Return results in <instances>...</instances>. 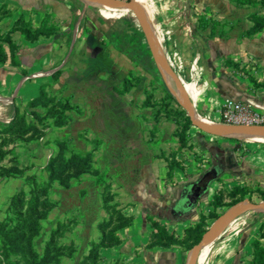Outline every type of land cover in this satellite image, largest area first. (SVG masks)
I'll list each match as a JSON object with an SVG mask.
<instances>
[{"label":"crops","instance_id":"1","mask_svg":"<svg viewBox=\"0 0 264 264\" xmlns=\"http://www.w3.org/2000/svg\"><path fill=\"white\" fill-rule=\"evenodd\" d=\"M139 4L171 63L182 73L193 108L204 123L227 124L221 109L229 98L264 112V28L247 33L254 24L251 15L264 14L261 4L237 0H139ZM3 5L13 10L0 17L3 31L10 30L21 14L34 27L57 28L34 42L20 30L11 31L20 44L21 66L10 60L0 63V128L14 118L16 107L40 94L43 82L64 64L65 43H74L84 24L67 0H0V8ZM101 10L106 17L116 12ZM80 32L86 33L83 26ZM188 139L191 147L177 149L179 164L171 172L173 157L164 154L138 171L129 209L134 223L124 229L120 244L101 248L100 264H186L188 251L181 245L149 246L153 228L147 215L182 237L201 214L215 210L221 217L229 210L215 209L211 203L220 189L230 191L239 184L264 188L263 135L224 137L192 124ZM218 218H208V227ZM220 232L198 252L194 264H253L254 241L260 239L264 246V213L243 212Z\"/></svg>","mask_w":264,"mask_h":264},{"label":"rangeland","instance_id":"2","mask_svg":"<svg viewBox=\"0 0 264 264\" xmlns=\"http://www.w3.org/2000/svg\"><path fill=\"white\" fill-rule=\"evenodd\" d=\"M67 1L81 13L86 33L79 35L81 26L74 43H65L62 73L43 82L40 102L18 108L28 132L0 133V149L7 151L0 161V222L16 239L14 264H85L104 234L106 205L117 202L134 215L129 209L138 171L180 147L181 110L157 79L155 58L138 32L139 17L132 10L99 8L116 10L106 17L105 10ZM87 155L86 167L76 163ZM63 167L68 184L61 178ZM248 185L247 199L264 202L259 186ZM43 187L41 199L55 206L33 218L39 221L35 233L14 231L32 207L31 190ZM21 191L24 201L15 209ZM127 227L116 232L122 237ZM0 264H5L1 250Z\"/></svg>","mask_w":264,"mask_h":264},{"label":"trees","instance_id":"3","mask_svg":"<svg viewBox=\"0 0 264 264\" xmlns=\"http://www.w3.org/2000/svg\"><path fill=\"white\" fill-rule=\"evenodd\" d=\"M242 3H248V4H261L262 7H264V0H237ZM89 8L92 10H98L99 7L97 5H90ZM13 13V10L6 8V5H3L0 8V17L1 16H7L11 15ZM77 16L75 17V19ZM252 20L254 21L253 26H251L248 30V34L256 33L264 28V14H252L251 15ZM56 25L51 24H45L41 27H34L32 26L31 20H26L25 15L21 14L20 17L16 20L14 23V26L8 30L3 31L0 28V63H5L8 60L11 61L12 64L16 66H21V62L17 55V50L20 47V44H18L12 37L11 31L12 30H20L23 34L24 38L26 40L34 42L37 40L41 35H48L56 30ZM140 34L144 38L145 44L148 48V45L146 44V35L141 30H139ZM150 50V49H149ZM148 50V51H149ZM151 51V50H150ZM236 64V63H235ZM176 69V68H175ZM24 72H26L25 69H23ZM157 71V79L162 84L164 90L167 93V96L175 101L176 105L180 107V113L182 115V124L183 127L181 129L176 131V135L179 138L180 147H191L189 145V139H188V130L192 126V120L190 116L188 115L187 111L182 108V105L176 100L174 97L172 91L168 88L166 85V82L160 73L158 67H156ZM178 77L182 80V82L185 83V80L182 76V73L176 69L175 70ZM62 73L61 69L56 70L53 73V77H58ZM42 90L43 85L41 86L40 94L30 100L27 105H35L40 102L41 96H42ZM18 107H16V113L14 115V118L10 121L9 124L3 126L0 129V133H27L29 130V126L24 124L21 120V116L18 117ZM177 151L171 154L173 157V160L169 163V169L170 172L173 170V167L178 163V161L175 159ZM7 151L0 149V161L6 156ZM77 158L74 157V159ZM80 161H75L77 164H80L81 167H86L88 165V155L86 157H80ZM82 162V163H80ZM70 162L67 161L64 165H68ZM66 167V166H65ZM68 167V166H67ZM61 178L66 181H62L65 184H68V179L65 173L64 167L61 169ZM258 192H261V194L264 195V188L258 187ZM46 191V188H35L31 190V197L29 199V202L31 203V209H29L26 213V218L30 219L29 224L27 223L26 218L18 219L16 222V226L14 227V231L17 229L24 230L29 229V231L33 234L37 229L39 228V221L36 219H33L34 217H40L42 218L46 210L51 209L55 206V203H52L51 201H48V199H41L40 193ZM40 192V193H39ZM252 192V189L249 187L248 184L245 185H236L234 186L230 191L227 189H220L216 194L214 195V198L212 200V205L215 209L227 206L231 207L235 204H237L240 201H243L247 198V195ZM25 193L24 191H21L18 193V196L15 197L19 201L13 202L12 207H15V209L21 207V202L24 201ZM119 203H108L106 205L107 210L109 211V218L104 221L101 224V227L104 228V234L101 237V240L99 243L95 244L96 251L94 248L91 249L90 253L85 257V264H99V260L96 262L94 261V257L100 258V250L99 248L101 246H113L120 244L123 240V238L116 232V230L131 226L134 223V215H127L122 208H119ZM39 215V216H38ZM218 218L219 214L214 211H212L209 215L201 214L199 220L195 222L192 226L185 229L184 235L182 237L178 236L175 232H169L167 229V226L165 223H162L159 219L152 215H147L146 219L148 222L151 223V226L153 228L151 235H150V242L149 246H160V247H171L173 245H181L185 248V250L189 251L193 246L198 244L201 239L203 238L204 234L208 230V218ZM9 228L7 223L0 222V250L2 251L4 258H5V264H14L13 260L11 259V255L14 252L15 248V242L16 239L14 236L9 235ZM26 236V232L22 233L20 235V240L23 242L24 238ZM262 237H264V232H262ZM254 248V255L252 259L253 264H264V246L260 239H257L253 243ZM109 264H118V263H109Z\"/></svg>","mask_w":264,"mask_h":264},{"label":"water","instance_id":"4","mask_svg":"<svg viewBox=\"0 0 264 264\" xmlns=\"http://www.w3.org/2000/svg\"><path fill=\"white\" fill-rule=\"evenodd\" d=\"M85 6L92 4L99 8H114L117 10H132L139 17L141 27L146 35L147 44L155 58L156 65L162 74L166 85L172 91L174 97L182 105L190 116L192 123L200 129L224 137L250 138L257 135L264 136V125L243 126L224 124L221 126L209 125L204 123L196 114L190 95L186 89V82L178 77L175 67L171 63L168 55L165 53L161 40L157 37L145 9L139 4V0H75ZM258 211L264 213V202H254L244 199L231 206L229 210L221 217L215 220L213 225L208 228L201 241L188 251L186 264H194L198 252L206 247L215 234L220 231L233 217L238 216L246 211Z\"/></svg>","mask_w":264,"mask_h":264},{"label":"built area","instance_id":"5","mask_svg":"<svg viewBox=\"0 0 264 264\" xmlns=\"http://www.w3.org/2000/svg\"><path fill=\"white\" fill-rule=\"evenodd\" d=\"M221 118L227 124L264 125V112L255 110L248 102L227 99L221 109Z\"/></svg>","mask_w":264,"mask_h":264},{"label":"bare ground","instance_id":"6","mask_svg":"<svg viewBox=\"0 0 264 264\" xmlns=\"http://www.w3.org/2000/svg\"><path fill=\"white\" fill-rule=\"evenodd\" d=\"M240 215V214H239ZM238 215V216H239ZM238 216H236V217H233L220 231L222 232L223 230H225L226 228H227V226L235 219V218H237ZM220 231H218V232H220ZM220 232V233H221Z\"/></svg>","mask_w":264,"mask_h":264}]
</instances>
